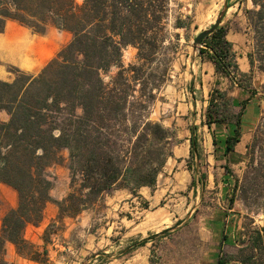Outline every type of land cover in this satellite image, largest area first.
<instances>
[{
	"label": "trees",
	"instance_id": "1",
	"mask_svg": "<svg viewBox=\"0 0 264 264\" xmlns=\"http://www.w3.org/2000/svg\"><path fill=\"white\" fill-rule=\"evenodd\" d=\"M170 2L0 0V32L7 21H13L37 34L49 27L71 34L70 41L37 74L14 69L10 81L0 80V112L7 116L0 120V184L17 197L16 205L0 219V264H8L3 258L6 243L21 256L46 264L45 248L35 250L23 232L42 219L52 186L46 170L63 162L62 150L67 151L69 186L65 197L56 202L55 221L76 217L110 190H127L139 197V188L154 186L172 156V130L149 118L153 91L159 89L167 70L164 52ZM250 2L252 8L244 11L250 46L247 73L238 68L224 26L212 25L196 36L199 57L249 93L237 113L232 112L225 92L209 93L202 124L208 131L216 123L233 125L224 139L225 155L240 141L242 112L255 94L253 72L264 73V0ZM127 46L136 50L137 63L124 67L121 57ZM112 66L117 71L105 81L103 74ZM195 129L188 128L193 155ZM245 148L246 168L240 179L234 178L235 193L243 202L259 200L264 213V115ZM199 182L203 188L204 176ZM224 239L223 234L221 245ZM240 243L238 257L231 260L234 264H264V221L259 229L244 233ZM226 263L221 256L216 260V264Z\"/></svg>",
	"mask_w": 264,
	"mask_h": 264
},
{
	"label": "rangeland",
	"instance_id": "2",
	"mask_svg": "<svg viewBox=\"0 0 264 264\" xmlns=\"http://www.w3.org/2000/svg\"><path fill=\"white\" fill-rule=\"evenodd\" d=\"M251 8L250 0H171L164 52L167 70L159 89L153 91L149 118L172 130V156L145 197L124 199L119 190H110L76 217L55 221L56 202L65 197L69 186L67 151L62 150L63 162L46 170L52 186L42 219L23 232L24 240L35 250L45 248L46 264H216L219 256L226 264H234L231 260L238 257L244 233L259 229L264 221L260 201L243 202L234 189V178L240 179L246 168L245 147L264 115V73L253 72L255 94L242 112L240 141L225 155L224 139L232 133L233 125L216 123L208 131L202 124L209 93L215 89L225 92L233 113L249 93L199 57L195 38L212 25L224 26L238 68L247 73L250 46L244 11ZM177 22L182 26L175 27ZM70 39V33L53 27L37 34L7 21L0 32V80L10 81L14 69L37 74ZM121 62L124 67L136 64V50L124 48ZM116 71L115 66L110 67L103 79L108 81ZM6 119L0 112V120ZM190 126L196 127V155L186 153ZM16 201V193L0 184V219ZM142 240L145 243L138 245ZM3 258L8 264H39L21 256L9 243L4 245Z\"/></svg>",
	"mask_w": 264,
	"mask_h": 264
},
{
	"label": "crops",
	"instance_id": "3",
	"mask_svg": "<svg viewBox=\"0 0 264 264\" xmlns=\"http://www.w3.org/2000/svg\"><path fill=\"white\" fill-rule=\"evenodd\" d=\"M187 142V145L189 146V142L188 139L185 140ZM187 146V148H188ZM186 153H189V150H186ZM122 193L123 198H127L129 196H131V194L127 191V190H119ZM141 191V192H140ZM149 191V187H141L138 189V194L141 195V197H145V194L148 193ZM50 209L52 210V207H50ZM55 211V208H53V212ZM53 217V215L49 216L46 220L47 222L51 220V218ZM10 244V243H9Z\"/></svg>",
	"mask_w": 264,
	"mask_h": 264
},
{
	"label": "water",
	"instance_id": "4",
	"mask_svg": "<svg viewBox=\"0 0 264 264\" xmlns=\"http://www.w3.org/2000/svg\"><path fill=\"white\" fill-rule=\"evenodd\" d=\"M215 25H217V24H215ZM195 43H198L199 44V37H196L195 38ZM195 47V46H194Z\"/></svg>",
	"mask_w": 264,
	"mask_h": 264
}]
</instances>
